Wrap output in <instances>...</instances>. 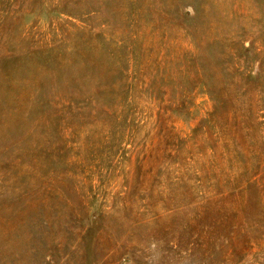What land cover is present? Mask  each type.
Wrapping results in <instances>:
<instances>
[{
	"label": "rangeland",
	"instance_id": "1",
	"mask_svg": "<svg viewBox=\"0 0 264 264\" xmlns=\"http://www.w3.org/2000/svg\"><path fill=\"white\" fill-rule=\"evenodd\" d=\"M0 264H264V0H0Z\"/></svg>",
	"mask_w": 264,
	"mask_h": 264
}]
</instances>
